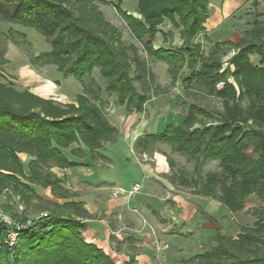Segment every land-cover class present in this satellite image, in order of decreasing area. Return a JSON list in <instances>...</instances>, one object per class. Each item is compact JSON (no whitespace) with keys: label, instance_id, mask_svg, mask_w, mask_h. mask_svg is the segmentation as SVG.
Instances as JSON below:
<instances>
[{"label":"trees","instance_id":"16d2710c","mask_svg":"<svg viewBox=\"0 0 264 264\" xmlns=\"http://www.w3.org/2000/svg\"><path fill=\"white\" fill-rule=\"evenodd\" d=\"M91 1L110 4L137 41L149 37L145 51L168 64L172 82L186 67L183 81L203 86L206 94L221 102L219 109L190 104L181 116L182 125L170 123L161 132L145 133L135 145L146 151L155 142L168 144L194 160L196 170L206 161H217L220 171L207 172L199 179L180 174L178 180L183 186L193 185L198 194L218 200L231 212L242 211L253 195L262 203L249 212L252 225H240L234 237L217 231L216 245L195 254L191 262L264 264V13L254 10L244 39L218 41L204 56L196 39L206 32L210 0H136L134 12L139 17L122 8L127 0H18L11 15L4 12L0 0V20L34 29L50 43V50L34 56L31 63L53 64L63 77L72 76L82 83L86 76L93 82L92 72L97 68L106 80L105 90L117 96L119 105L138 113L147 100L149 87L144 84L153 81L154 75L136 47L122 41L118 30ZM165 21L178 30L180 47H154L152 39ZM8 32L16 43L13 30ZM19 35L27 42L24 34ZM163 41H167L165 36ZM225 45L228 47L222 50ZM231 50L234 53L224 67L222 57ZM5 53L0 42V68L9 62ZM2 78L0 73V193L10 192L9 199L17 196L26 207L19 214L4 207L16 223L11 227L0 219V264H115L102 249L85 240L84 219L89 214L82 202L69 199L62 185L64 178L52 169L89 165L70 160L66 150L75 157L102 158L99 150L115 141L116 127L101 106L87 97L86 88L75 102L61 104L28 89L19 91ZM134 81L141 83L142 91ZM97 96L93 94V99ZM246 145H251L253 156L244 153ZM19 154L30 160L22 163ZM34 186L49 187L62 202L42 199ZM9 230L16 232L13 245L3 243Z\"/></svg>","mask_w":264,"mask_h":264},{"label":"rangeland","instance_id":"374dc122","mask_svg":"<svg viewBox=\"0 0 264 264\" xmlns=\"http://www.w3.org/2000/svg\"><path fill=\"white\" fill-rule=\"evenodd\" d=\"M248 1L247 6L250 5L254 8V3H256V5H259V11L264 13L263 2H260V0ZM17 2L18 0H2L4 12L11 15ZM136 4V0H127L122 4V8L127 10L128 13L135 15ZM91 5L99 10L103 17L118 30L125 44H132L136 47L139 58L154 75L153 81H147L144 84V87H149V90L146 92L147 100L142 112H132L119 105L117 96L109 94L105 90L106 80L101 77L97 68L92 72L93 82L86 76L82 83L72 76L63 77L53 64L41 66L31 63L30 61L34 56L50 50L49 41L34 29L23 27L7 20H0V42L6 49L5 58L9 61V64L6 65V69L2 66L0 70L2 73L5 71L6 73H11L13 67L19 66L31 69L33 72L31 71L30 77L34 81L33 84H44L49 86L48 91L53 87V89L55 88L58 92L64 94V96L59 94L51 95L47 98L61 104L75 102L76 95L84 93V89H87V97L101 106L109 123L116 127L117 136L113 143H106L99 150V153L104 155L102 158L91 160L88 158V154L84 157L86 158L84 160H87L92 166L90 167L92 171L90 176L82 177L80 174L76 185L71 184V179L68 182L63 177V187H65L70 198L75 195L72 192V188H76L75 193L78 196L95 195L97 218H99L98 215L100 214L98 210H102V206L108 199L120 198L121 196L133 199L139 194V202H136L139 207V219L141 220L139 225L148 229L137 230L136 227H133L132 232L137 234L138 239L133 238L128 243L132 245L130 252H136L137 250V253L143 252L145 256L139 257V261L136 260L127 264H144L143 260L145 259H149V264H194L190 258L195 253H201L216 245L215 236L217 231L222 235L234 237L240 232V225H252L254 218L250 216L249 212L262 206V203L253 195L246 199L242 211L231 212L218 200L202 196L197 193V189L193 185L186 187L178 180V175L180 174H184L188 179H199L205 176L207 172L220 171L217 161H206L196 170L194 160H190L186 155L175 152L168 144L155 142L146 151H141V148L135 145V140L145 133L161 132L170 123L182 125L183 119L181 116L187 111L190 104H198L207 109H219L221 102L217 98L206 94L203 86L197 88L185 83L183 78L188 73L186 67L182 69L177 80L172 82L167 70L168 64L157 61L145 51L144 44L150 39L149 37H145L142 42L137 41L128 28L126 21L116 13L110 4L91 1ZM240 14L242 16L248 15V13H243V11ZM135 16L139 17V15ZM252 20L253 16L246 17L241 21L237 19L229 20L227 23L219 25L218 28L212 29L213 32L210 29L199 35L196 40L201 45L202 54L207 56L218 41L237 43L244 39L246 36L245 31L251 28ZM9 29L13 30L12 37L16 43L11 41ZM159 31L152 39L155 48L159 46H181L182 39L178 30L173 29L168 21H165L159 27ZM19 34H24L27 42H23ZM163 36L166 37L167 41H163ZM227 47L228 45H225L222 50ZM233 53L234 51L231 50L227 55H223L222 62L224 67L227 65L226 61ZM254 59L253 62L257 63L258 58ZM2 76V81L6 82V77ZM27 84L31 85V83ZM134 84L138 91H142L140 82L134 81ZM26 87L30 88L29 86ZM45 93L42 92L41 94L46 95ZM93 94L98 95L97 99H93ZM246 103V100L242 102L243 105H246ZM138 127L139 131L136 130ZM76 146L83 147L81 144L72 145V147ZM251 148V145H246L244 153L253 156ZM19 157L22 163H27L29 160L24 154H19ZM137 164L147 165L149 168L146 172L149 175V179L144 180V182H142L143 172L138 168ZM105 181H117L118 185H107ZM135 183L141 185L139 191L129 197L126 195L114 197L113 193L117 187L131 190V186ZM36 194L44 200H49L50 198V200L52 199L51 201L57 202L59 199L54 196L49 187L38 188ZM9 195L11 194L8 191L0 193V218L5 216L12 227L16 222L14 223L15 220L12 219L11 215L4 211L5 205L11 207V212L18 214L26 206L17 196H11V199H9ZM59 200L62 201V199ZM36 202L39 203V201L33 199V203ZM133 209L132 211L136 213V208ZM27 212L31 213V209H28ZM34 216L30 214L29 217ZM162 217H165L164 219L168 221H164ZM181 219L191 221L193 225L191 228L193 233L191 235L188 232L185 234L178 232L183 226ZM171 222L177 223L176 228L174 227L175 225L172 226L175 234L162 237L161 232L166 231L168 225H172ZM11 234L12 230L7 231L4 235L3 243L9 244V238L13 236ZM139 237H141V240H139ZM180 249L183 250L182 254H180ZM185 253L189 255L185 256ZM184 256L185 259L182 260ZM17 264L22 263L19 262Z\"/></svg>","mask_w":264,"mask_h":264},{"label":"crops","instance_id":"0c3cea01","mask_svg":"<svg viewBox=\"0 0 264 264\" xmlns=\"http://www.w3.org/2000/svg\"><path fill=\"white\" fill-rule=\"evenodd\" d=\"M248 2H249L248 0H210L209 16L205 23L206 31L211 29L210 31L213 32L212 29L216 27L218 28L219 25L223 23H227L229 20L237 19L238 21H241L246 17L248 18L251 16V13L254 12V10L260 12L258 9L259 5H257L255 9L252 8L250 5L247 6ZM260 2L264 3V0H260ZM241 11H243V13L244 12L248 13V15L242 16L240 14ZM251 58L257 59V57H251ZM8 64L9 63H7L6 65ZM6 65H4L5 69L7 67ZM31 71H32L31 69H26L24 66H19V67H13L11 69V73H6V71L2 73L1 70L0 73L6 77L7 79L6 82L11 83L12 86L19 91L28 89L33 94H36L43 98H49V96L56 94L64 96L62 92H58V90L55 88L53 89V87L50 91H48L49 86L47 85L33 84L34 81L33 79H31L32 77H30ZM27 83H31V85ZM17 85L21 87H18ZM24 85L29 86L30 88H27ZM42 92H46L45 93L46 95H42L41 94ZM136 130L139 131V127L136 128ZM64 153L70 160L79 161L80 163L88 162L87 160H84L85 158L82 157L75 158V156L71 155L68 150L64 151ZM24 156L29 158L25 154ZM89 165L83 164L76 166L75 168L72 169L53 168L52 171L59 177H65L68 182H70L69 179H71V184L76 185L77 182L79 181L80 174L82 177L90 176L92 174V171L90 169V167L92 166ZM137 166L142 170L144 175L142 177V182H144V180L146 179H149V175L146 174V172L149 170L147 165L137 164ZM105 183H107V185H113V186L118 185L117 181L114 182L105 181ZM34 188L37 192V189L41 187L34 186ZM72 192H74L75 195L73 194L74 196L70 199L75 202H82L83 207L87 210L89 214V218L84 219L86 228L83 232V236L87 242L93 243L98 248L102 249L107 255H109L113 259L115 264H127L128 262H134L136 260L139 261V257L145 256L143 252L137 253V250L136 252H132V251L130 252L132 245L128 243L132 241L133 238H137V234L132 232L133 227H136L137 230L148 229L145 227H141V225H139L141 223V220L139 219L140 218L139 207L136 204V202H139V194H137L136 195L137 197L135 196L133 199H127V197L121 196L120 198H114L110 200L108 199L107 201L105 200L106 202L104 203V206H102V210H98L100 211V214L98 215L99 218H97L96 215L97 209L95 208V200H96L95 195L92 194V195H87L85 197H83L82 195L78 196V194L75 193L76 188H72ZM57 202L61 203L62 201L58 199ZM92 202L93 204H91ZM133 208H136L135 209L136 213L132 211ZM162 218L164 219L165 217ZM164 221H168V220L164 219ZM181 223L183 224V226L179 229V231L178 230L177 231L180 234H185L188 232L189 235H191L193 233L191 229L193 227L191 221L190 220L185 221L181 219ZM167 224L169 223L167 222ZM172 226L176 228L177 223L174 222L172 223L171 226L168 225V229L166 231L165 230L162 232L160 231L162 237H167L175 234V232L173 231L174 229H172ZM131 235L133 237H128ZM139 240H141V237H139ZM182 251L183 250L180 249V254H182ZM184 255L187 256L189 254L185 253ZM185 256L182 258V260L185 259ZM143 263L149 264V259L143 260Z\"/></svg>","mask_w":264,"mask_h":264},{"label":"built area","instance_id":"2783aa9c","mask_svg":"<svg viewBox=\"0 0 264 264\" xmlns=\"http://www.w3.org/2000/svg\"><path fill=\"white\" fill-rule=\"evenodd\" d=\"M131 190L130 189H125L123 187H117L115 190H114V197H118L119 195H126V196H131L133 195L135 192L139 191L140 188H141V185L139 183H135L133 184V186H131ZM2 221L9 223V221L5 218V216H1L0 218ZM11 225V224H10ZM13 236H11L9 238V245H13V243L15 242V238H16V232L14 230H12V234Z\"/></svg>","mask_w":264,"mask_h":264},{"label":"bare ground","instance_id":"6f19581e","mask_svg":"<svg viewBox=\"0 0 264 264\" xmlns=\"http://www.w3.org/2000/svg\"><path fill=\"white\" fill-rule=\"evenodd\" d=\"M135 13V15H138L136 12H134Z\"/></svg>","mask_w":264,"mask_h":264}]
</instances>
